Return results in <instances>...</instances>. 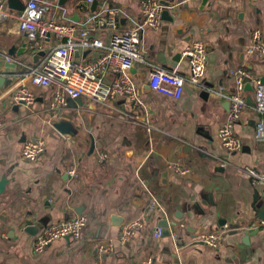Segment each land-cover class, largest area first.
I'll return each mask as SVG.
<instances>
[{"label":"crops","instance_id":"1","mask_svg":"<svg viewBox=\"0 0 264 264\" xmlns=\"http://www.w3.org/2000/svg\"><path fill=\"white\" fill-rule=\"evenodd\" d=\"M3 1L5 10L16 15L30 0ZM39 1L61 7L54 11L57 18L66 9L81 37L85 19L105 7L122 9L126 18L119 27L127 29L140 20L147 0ZM95 1L99 5L92 11ZM155 1L173 5H163L169 16H162L157 29L146 30V63L137 62L131 70L146 110L124 97L107 103L82 98L81 104L74 100V108L68 101L64 112L73 114L89 140L78 145L51 124L57 116L49 111V100L57 87H33L36 100L29 106L3 98L16 80L7 79L0 87V182L4 176L8 180L0 192V264H144L149 258L155 264H264V220L258 215L264 186L254 184L246 172L254 168L264 174V141L255 137L257 124L264 122L255 95L257 81L264 80V56L248 52L255 33L264 49V0ZM95 27L93 37L109 42L111 33ZM7 31L1 22L0 69L15 73L36 67L44 52L32 49L26 34ZM197 41L208 55L203 86L186 85L179 101L147 89L151 66L189 77L184 52ZM25 45L23 53L9 55L11 47ZM96 52L80 47L74 58L89 61ZM238 70L250 74L244 87L248 105L235 126L242 149L228 153L218 134L235 90L231 72ZM113 78L108 75L105 82ZM139 121H147L149 130ZM35 138L45 139L46 150L39 161L28 162L22 146ZM71 167L77 177L68 174ZM176 167L188 172L181 174ZM154 200L160 208L148 215ZM80 217L88 222L80 240L60 239L42 253L34 251L43 229ZM113 217L122 224L115 225ZM29 221L34 228L27 231ZM135 221L141 223L135 235L122 242V227ZM158 226L163 235L155 239ZM218 231L223 236L216 249L200 241Z\"/></svg>","mask_w":264,"mask_h":264},{"label":"built area","instance_id":"2","mask_svg":"<svg viewBox=\"0 0 264 264\" xmlns=\"http://www.w3.org/2000/svg\"><path fill=\"white\" fill-rule=\"evenodd\" d=\"M93 2V0H89ZM189 1V0H185ZM4 1L0 0V23L8 25L10 34H26L27 43L37 52H44L41 62L34 68H26V71L6 73L0 69V77L16 80L2 95L10 102L31 105L36 100L32 91L33 87L47 88L55 86L59 89L49 100V111L58 116L66 109L68 100L86 98L93 103H107L118 97H124L134 107L146 110L142 100L141 88L132 75L135 63H146L144 59L145 45L144 34L147 29H157L160 25L164 7L155 0L144 1L141 5V18L135 21L127 29H120L119 21L125 17L122 9L105 7L100 12L87 17L83 22L81 37H77L78 26L70 23L67 10L63 9L59 18L55 17L57 5L39 0H30L25 8L18 14H10L5 10ZM62 9V8H61ZM101 31L110 32L109 42L103 38H95L92 33L96 27ZM254 45L248 50L249 53L259 52L264 56V49L259 45V34L253 36ZM49 46L48 53L45 47ZM97 50L96 56L91 60L78 61L74 54L79 48ZM190 65L189 77L181 75L177 70H167L159 66H151L148 74L149 89L168 99L179 101L185 91L186 85L193 87L203 86L206 74L207 50L203 42L197 41L184 52ZM235 77L234 93L229 95L230 112L225 123L219 129V139L228 153L238 152L242 149L240 140L236 135V123L246 110L247 100L244 95L246 79L250 74L244 70L232 71ZM113 75L111 83H106L105 78ZM29 82L26 84L24 82ZM256 83V81H254ZM210 89V88H207ZM210 91H214L210 89ZM256 110L264 115V83H256ZM140 126H150L147 121H139ZM255 137L258 141H264V122L256 126ZM46 150L44 138H35L26 141L21 150L22 158L28 162H37ZM102 156V160L105 159ZM176 170L186 174L187 169ZM256 185L264 186V174L254 168L246 170ZM71 177H77L74 167L68 171ZM160 208L157 200L152 201L146 208V214L151 215ZM139 221L132 222L122 227L121 241L126 242L136 233L140 226ZM264 225V222L261 223ZM88 222L85 217L74 218L60 222L43 229L34 241V251L42 253L53 242L60 239H72L78 241L83 237ZM221 232H212L203 235L200 241L207 247L216 249L222 243ZM163 229L158 226L153 237L161 238ZM177 237V235H174ZM144 264H155L152 258Z\"/></svg>","mask_w":264,"mask_h":264},{"label":"water","instance_id":"3","mask_svg":"<svg viewBox=\"0 0 264 264\" xmlns=\"http://www.w3.org/2000/svg\"><path fill=\"white\" fill-rule=\"evenodd\" d=\"M208 0H204V2H207ZM162 5H164L165 7H172L173 3L168 2V1H162L161 2ZM99 5L98 1H95L92 5H91V9L92 11L97 10ZM25 4L22 6V8H20V11H22L25 8ZM83 5H80V7H82ZM84 7V6H83ZM19 11V12H20ZM169 16V12L168 11H164L163 13V17H168ZM86 20V19H85ZM25 48H27V45H25L24 47L18 49L16 46H13L9 49L8 53L9 55L15 56L17 54H21L24 52ZM262 83H264V80H262ZM7 84V79L5 77H0V87H3ZM147 89H149V84L146 85ZM208 88V87H207ZM203 95H208V91H204ZM70 102V105L74 108L76 107V102H74V100L69 99L68 100ZM79 102V100H78ZM80 104L82 102H79ZM24 104V103H21ZM52 126L54 127V129H56V131H58V133H60L62 136L67 137L72 139L75 143H77L78 145L84 144L85 142H88V137L87 134L85 133V131L83 130L82 125L75 119V117L73 116L72 113H67V112H62L60 115H58L52 122H51ZM95 148V142L92 141L91 143V148L90 151L92 152ZM8 180L6 179V177L4 176L2 181L0 182V192H2V190H4L6 184H7ZM198 205H196L195 207H197ZM259 218L264 220V205L259 207ZM113 223L115 225H121L122 224V219L117 218V217H113L112 219ZM224 224V222H223ZM28 225L30 227H28L27 231H29L30 229L34 228L32 227V221L28 222ZM161 226H164V224H161ZM39 227H42L41 224H39L37 227H35V230H38ZM236 227V226H235ZM232 228V227H231ZM234 228V227H233ZM252 231H249V233H251ZM170 235L169 232H166L165 235Z\"/></svg>","mask_w":264,"mask_h":264}]
</instances>
